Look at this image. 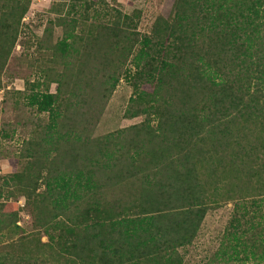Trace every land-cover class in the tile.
Instances as JSON below:
<instances>
[{"label":"trees","instance_id":"obj_1","mask_svg":"<svg viewBox=\"0 0 264 264\" xmlns=\"http://www.w3.org/2000/svg\"><path fill=\"white\" fill-rule=\"evenodd\" d=\"M29 6L0 0V87ZM92 8L51 7L49 23L71 29L52 46L56 93L38 82L26 101L40 116L22 166L0 175V264H186L209 209L230 203L202 264H264V0H174L147 33L115 8L77 33ZM123 76L124 117L146 119L96 136ZM21 196L33 231L19 224Z\"/></svg>","mask_w":264,"mask_h":264},{"label":"rangeland","instance_id":"obj_2","mask_svg":"<svg viewBox=\"0 0 264 264\" xmlns=\"http://www.w3.org/2000/svg\"><path fill=\"white\" fill-rule=\"evenodd\" d=\"M26 1V0H24ZM69 0H30L29 19L22 25L20 22L15 48L4 68L0 87V175L12 172L14 168H20L22 162L19 160V149L24 140L29 137L30 130L40 116L35 108L26 105L31 101V95L36 89L37 83L42 82L39 90L49 85L50 92L56 93L58 83L52 81L55 70L61 68V64L51 60L52 46L57 43L64 34V29L69 26L50 24L49 20L58 18L59 12H53L51 7L64 9ZM83 3L85 0H79ZM94 9L100 10V16L93 15L94 9L88 18H83L82 10L76 15L79 23L77 33L88 36L90 32L95 34L101 24H109L115 20V8L123 13L132 14L137 21V30L142 33L150 32L155 19L160 16H169L174 0H90ZM75 15V16H76ZM93 15V16H92ZM71 18H67L70 21ZM71 29V27H69ZM53 65L56 69L51 68ZM53 69V70H52ZM58 71H56L57 74ZM123 76L116 89L110 96L105 111L94 130V135L100 136L111 131L140 123L146 116L125 118L124 112L127 108L133 87ZM33 88H35L33 90ZM143 89H150L143 85ZM19 91L25 92V97L20 96ZM28 96V97H26ZM20 101V103H18ZM151 123L156 125L157 119L152 118ZM17 128L13 138H2L3 129L8 133L12 128ZM14 164V165H13ZM15 199V198H14ZM20 210L19 224L27 231H33L32 218L25 204L23 196L16 199ZM232 204H225L209 209L199 234L195 241L180 251L184 256L186 264H202L218 248L223 232L226 228ZM47 241V237H43Z\"/></svg>","mask_w":264,"mask_h":264},{"label":"built area","instance_id":"obj_3","mask_svg":"<svg viewBox=\"0 0 264 264\" xmlns=\"http://www.w3.org/2000/svg\"><path fill=\"white\" fill-rule=\"evenodd\" d=\"M35 1V0H34ZM40 1V0H39ZM29 13V11L27 12V14ZM25 14L24 17L22 18V25L24 24V22H26L29 19V15Z\"/></svg>","mask_w":264,"mask_h":264}]
</instances>
